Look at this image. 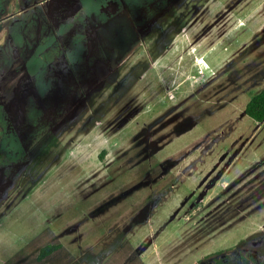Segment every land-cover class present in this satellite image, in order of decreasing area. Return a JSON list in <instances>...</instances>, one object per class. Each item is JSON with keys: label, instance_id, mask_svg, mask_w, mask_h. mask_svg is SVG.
Masks as SVG:
<instances>
[{"label": "rangeland", "instance_id": "374dc122", "mask_svg": "<svg viewBox=\"0 0 264 264\" xmlns=\"http://www.w3.org/2000/svg\"><path fill=\"white\" fill-rule=\"evenodd\" d=\"M110 1L0 15V264H264V0Z\"/></svg>", "mask_w": 264, "mask_h": 264}, {"label": "trees", "instance_id": "16d2710c", "mask_svg": "<svg viewBox=\"0 0 264 264\" xmlns=\"http://www.w3.org/2000/svg\"><path fill=\"white\" fill-rule=\"evenodd\" d=\"M59 3L58 9L60 10H64L66 8H70L72 6H74V3H84L85 0H55ZM95 2H98V0H93ZM116 0H112L110 1V3L115 2ZM156 2V7L157 10L152 13H155V15L157 13H159L158 15H156L157 17H155L154 19H158L159 20H166L170 17V14L172 13V11L174 10L171 6L172 5H166V3L168 2V0H152V2L150 1V3H155ZM61 3V4H60ZM117 3H119L120 8H121V4L122 2L120 0H117ZM48 5V4H46ZM45 5V6H46ZM44 6V7H45ZM152 6V4H150V7ZM111 6L105 11H103L102 13H106L108 17L110 16H118L117 13L111 12ZM94 16H92L90 19H92ZM97 16H95L94 18H96ZM115 27V26H114ZM116 28V27H115ZM95 30H97L96 28L91 29V32H94ZM179 26L177 25L175 32L178 33L179 32ZM88 31V32H90ZM88 38L91 39V37H87V40H89ZM106 49V48H105ZM106 51V50H104ZM100 64V63H99ZM245 114L246 116H248L249 118H251L253 121H255L258 124L264 123V88L255 96H253V98L247 103L246 108H245ZM106 152H103L101 155H99V158L101 160H103L104 156H105ZM262 254V253H260ZM22 256H24V250L20 251L15 257L14 259H18L21 258ZM262 257V255H261ZM26 260V258H23L21 260V262H24ZM74 262V257L73 255L70 253V251L60 242V241H55L52 243H48L45 244L43 246H41L38 249L37 254L32 257L29 258L27 261H25L23 264H72ZM228 264H242V260L239 259L237 262L235 261H229Z\"/></svg>", "mask_w": 264, "mask_h": 264}, {"label": "crops", "instance_id": "0c3cea01", "mask_svg": "<svg viewBox=\"0 0 264 264\" xmlns=\"http://www.w3.org/2000/svg\"><path fill=\"white\" fill-rule=\"evenodd\" d=\"M0 1H2V2H4V3H6L7 5L5 6V8H4V6H1V8L2 9H4V12H2L1 13V10H0V15L1 14H7V11L8 10H10V12H11V14L9 15L10 16V21L9 22H11L14 18H17V19H19L18 17H17V15H15V14H18V15H20L21 14V10L23 11L22 13H24L25 11H27V8L28 7H30V3H34V2H36V4H37V6L36 7H38V5H40V4H43L42 3V0H28V2H25V3H28V4H26V7L23 5L24 4V1L23 0H0ZM47 1V0H46ZM53 1H55V0H48V2H49V4L50 3H52ZM121 2H122V4H121V8H123L124 7V5H125V2H124V0H120ZM119 4V3H118ZM45 4H43V6H44ZM120 7V6H119ZM5 24V22H3V23H0V27H3V25ZM89 33V32H88Z\"/></svg>", "mask_w": 264, "mask_h": 264}, {"label": "flooded vegetation", "instance_id": "af4514ba", "mask_svg": "<svg viewBox=\"0 0 264 264\" xmlns=\"http://www.w3.org/2000/svg\"><path fill=\"white\" fill-rule=\"evenodd\" d=\"M122 11H123V12H122ZM119 13H120V14H119ZM119 13H117V14L120 15V16H119V21H121V19H126V17H127V12H126L125 7L121 8ZM37 15H38V14H37ZM116 16H117V15H116ZM155 17H157V16L155 15ZM155 17H154V18H155ZM45 18H46V17H45ZM112 22H114V21H111V22H109V23H112ZM150 23H151V22L148 21V22H146L143 26H148ZM119 27L122 28L123 26H121V24H120ZM91 56H92V55H91ZM87 60H88V59H87ZM80 62H82L81 59H80ZM94 65H95V64L93 63L92 66H94ZM75 66H76V67H75L76 70H77V69H78V71L81 70V68H79V63H75ZM82 66H85V67H86V66H87V61H85V63H83ZM54 67H55V66H54ZM78 71H77V72H78ZM78 86H79V85H78ZM78 86H77V88H76L77 90H78ZM80 88H81V86H80ZM80 88H79V89H80ZM9 180H10V178L7 180V182H8ZM207 263H211V262H207ZM203 264H205V263H203ZM213 264H218V263H213Z\"/></svg>", "mask_w": 264, "mask_h": 264}, {"label": "water", "instance_id": "95a60500", "mask_svg": "<svg viewBox=\"0 0 264 264\" xmlns=\"http://www.w3.org/2000/svg\"><path fill=\"white\" fill-rule=\"evenodd\" d=\"M205 264H213V263H205Z\"/></svg>", "mask_w": 264, "mask_h": 264}]
</instances>
